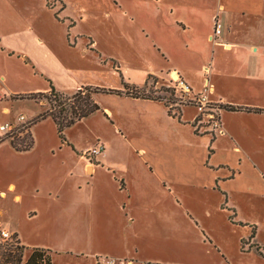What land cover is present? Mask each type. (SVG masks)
Returning a JSON list of instances; mask_svg holds the SVG:
<instances>
[{
	"label": "rangeland",
	"instance_id": "374dc122",
	"mask_svg": "<svg viewBox=\"0 0 264 264\" xmlns=\"http://www.w3.org/2000/svg\"><path fill=\"white\" fill-rule=\"evenodd\" d=\"M152 16L140 0H0V74L5 76V82L0 81V95H7L10 89L15 96L35 93L44 87L49 89L50 84L57 91H68L73 85L93 86L100 89L94 95L97 103L102 100L104 105L119 109L122 104L109 95L113 93L104 90L118 89L114 86L122 90L128 82L135 85L133 81L143 80L147 87L135 86L153 93L152 81H163V76L170 72L171 62L181 54L166 61L157 52L152 41L155 22ZM202 16L205 22L207 16ZM246 23L243 21L241 25ZM190 39L199 49L200 60L197 62L195 53L183 55L193 59L187 70L188 80L200 84L208 79L216 92L226 97L234 96L235 84L247 81L245 78L258 68L253 58L243 60L238 66L228 51L224 52L228 48H223L221 43L206 42L204 35L193 33ZM219 39L226 43L223 35ZM203 66H208V71ZM6 98L0 102V124L9 116L2 111L3 104L10 107L11 115H23L30 124L26 132L18 128L13 137L0 139V190L6 192L5 197L0 196L2 220L15 227L22 243L45 250L52 264H97L103 257L121 254L115 241L118 229L105 231L90 221L91 216H110L112 209L103 206L102 191L111 195L114 188L107 175L90 178L87 166L95 165L94 157L100 153L90 151L102 146L108 150L107 162L113 169L127 167L133 157L137 158L130 144L118 134L106 112L89 114L64 128L60 137L49 116L36 120L42 111L57 110L53 100L8 95ZM14 99H32L37 104ZM171 109L169 115L175 118L182 111L181 120L191 121L198 114L193 105ZM166 110L169 111L167 107ZM225 110L224 106L219 111L220 122L223 125L224 118L230 128L227 132H232L234 139L228 133L220 135L212 129L196 128L190 121L191 126L185 131L203 136L209 149L231 153L237 140L264 171V133L257 134L264 123H254L246 114ZM34 111L39 112L30 118L28 114ZM146 121L154 131L152 134L159 135L165 130L154 119L147 117ZM132 122L136 125L126 130L129 136L150 134L135 119ZM10 141H15L18 147L30 141L31 145L27 150L17 151ZM247 170L248 167L240 183L247 181ZM229 177L232 178V172ZM10 183L15 184V190L7 187ZM238 183L229 179L224 182L227 189L189 191L184 199L187 213L175 208L179 225L174 231L151 232L150 247L158 258L171 264H257L255 246L242 247L240 241H248L254 231L256 242L264 245V186L258 185L250 193L236 189ZM17 192L21 193L19 201L12 199ZM204 207L212 211L210 217H201ZM0 226L4 227L1 223ZM10 235L12 241L17 239ZM165 238L170 240L165 242ZM250 245H254L253 241Z\"/></svg>",
	"mask_w": 264,
	"mask_h": 264
},
{
	"label": "crops",
	"instance_id": "0c3cea01",
	"mask_svg": "<svg viewBox=\"0 0 264 264\" xmlns=\"http://www.w3.org/2000/svg\"><path fill=\"white\" fill-rule=\"evenodd\" d=\"M140 3L144 9L153 14L152 18L155 22L152 41L157 47V52L161 53L166 61H169L172 55L181 54L177 60L174 58L175 61L171 62L168 71H178L193 91H200L204 81H200L199 84L198 81L188 80L187 70L193 59L190 60L183 55L187 54L186 52L195 53V58L199 62V49L190 37L196 33L204 35L206 42L211 41L213 17L217 15L222 22V28H224L220 35H223L225 42L229 45L228 49H223L224 52L228 51V55L238 66L243 63V60L253 58L258 68L245 78L247 81H240L235 84V95L232 97L236 98H230L231 95L226 97L220 91L216 92L215 85H212L210 98L222 100L225 105L231 104L243 108L264 110V0H212V2L208 0H140ZM202 15L207 16L206 26ZM243 21H247L244 26L241 25ZM236 32L239 33L237 37H234ZM147 34L150 35L148 31ZM35 39L34 41H39V38ZM232 40L235 42H231ZM22 53L25 55L26 52ZM163 77V81H152L150 86L153 87V94H155L156 87L166 83L165 80L168 76ZM249 79L250 81H248ZM0 81L5 82L3 74H0ZM133 82L135 85L147 87L146 81ZM128 84L133 85L132 82H128ZM79 87L73 85L68 91H59L71 94ZM114 87L121 89L120 86ZM39 90L45 92L48 88L44 87L34 92H39ZM146 90L144 91L146 92ZM10 91L13 90L10 89L7 92L9 98L13 95V92ZM148 91L152 92L150 89ZM7 95H0V102L7 100ZM109 95H114L122 106L115 109L104 105L102 100H99L98 104L101 109L98 111L107 113L118 134L126 139V143L130 144V149L137 158L133 157L125 168L113 169L107 162L109 153H107L108 150L105 151L104 147L102 153L100 152L97 157H94L97 161L96 164L87 166L90 178L107 175V181L114 188L111 195L102 191L103 206L107 205L108 208L112 209L109 212L110 216L108 218L91 216L90 221L94 225L97 223L98 227L105 231L113 227L118 229L115 241L119 243L121 254H116L115 257L131 258L133 264H171L167 263L164 258H158L157 252L152 250L150 235L153 230L174 231L179 225L175 219L176 209L178 208L183 213L187 210L184 204L187 193L194 190L227 189L224 182L229 179L239 182L236 189L252 193L256 191V186H264V171L258 168L255 158L237 140V144L231 148L233 154L229 150L209 149L203 136L194 134L188 129L187 132L185 131L191 125H189L190 120H181V110L180 117L175 118L169 115L165 105L157 99L133 97L127 94ZM14 100H31L36 103L32 99ZM1 108L6 115H9L4 123H16L18 114L11 115V109L7 104H3ZM38 112L34 111L28 115L32 118ZM225 112L246 114L253 119L254 123H264V111L226 109ZM147 117L162 124L165 129L162 134H152L154 131L151 129V125L147 123ZM132 119L141 124L144 131L146 128L150 134L129 136L126 130L130 126H134L135 123L132 122ZM222 119L225 134L228 133L234 139V134L227 132L230 131V128L226 125L224 118ZM261 129L264 131V128ZM261 131L258 130L257 134L264 133ZM181 133H183V137L180 136ZM253 133L256 135L255 132ZM104 161L107 164H104ZM246 167H248V174H246L248 179L240 183V180L245 177ZM230 172H232V178L229 177ZM7 187L11 191L16 188L13 183ZM5 195L6 192L0 190L1 198ZM12 199L19 201L21 193H14ZM0 211L1 225L6 227L11 234H15L20 243L25 245L19 239L15 227L2 220L1 208ZM201 214L203 218L210 217L212 211L208 207H204ZM199 223L203 225L202 221ZM169 240L170 238H165V242ZM251 241L254 245H250ZM245 246L249 248L257 246L259 252L257 255L255 254V261L257 264L264 263V245L257 243L255 236L246 241ZM28 247L38 246L32 244ZM164 250L167 251V249ZM249 251L250 249L244 253ZM92 253L95 254V252Z\"/></svg>",
	"mask_w": 264,
	"mask_h": 264
},
{
	"label": "trees",
	"instance_id": "16d2710c",
	"mask_svg": "<svg viewBox=\"0 0 264 264\" xmlns=\"http://www.w3.org/2000/svg\"><path fill=\"white\" fill-rule=\"evenodd\" d=\"M125 90L118 89H108L103 92L113 93V94H127L133 97H143V98H152L161 100L153 93L144 90H140L135 85H129L128 83L124 84ZM103 90V89H102ZM100 91V89L93 86H81L76 89L71 95H64L63 92L57 91L51 84L47 91L45 92H35L29 94H19L13 95L14 98H45L49 102L53 100L55 103L54 108H57L56 111H42L37 115L36 120L43 119L49 116L53 123L56 126L57 132L62 137V131L64 128L70 126L71 124L79 121L82 118H85L89 114L98 111L101 109L99 104L94 99V94ZM166 106V105H165ZM227 110H245V111H264L257 108H243L233 105H225ZM169 113V112H168ZM9 137V136H7ZM19 142V139H18ZM12 147L17 151L27 150L31 141L27 144H24L23 147H18L15 141H10ZM23 144V143H22ZM15 235V234H14ZM16 236V235H15ZM254 237V231L248 237V240ZM242 247L246 244V240H241ZM28 250V253H25ZM255 250L259 252L257 246ZM0 264H51L50 258L45 254V251L42 248L38 247H28L20 243L18 238L15 241L3 240L0 239Z\"/></svg>",
	"mask_w": 264,
	"mask_h": 264
},
{
	"label": "built area",
	"instance_id": "2783aa9c",
	"mask_svg": "<svg viewBox=\"0 0 264 264\" xmlns=\"http://www.w3.org/2000/svg\"><path fill=\"white\" fill-rule=\"evenodd\" d=\"M221 31L222 22L219 17L215 15L213 17V32L210 36V40L215 43H221L225 48H229L228 44L223 43V41L219 39ZM208 68V66H205L204 70L208 71ZM167 79L168 81H166V83L162 84L160 87H156L155 93L156 96L164 102L170 114L172 110L171 108L193 105L198 111V114H196L191 121L194 127L212 129L220 135L225 133L222 123L220 122L219 113V111L224 108L225 104L220 100H212L210 98L213 86L208 79L204 81V87L200 91H193L178 71H170ZM28 124H30V122L25 120L23 115L18 116L16 123L6 122L0 124V139L2 136L13 137V134L18 128H24L25 130L23 131L26 132V126ZM101 150L102 146H97L90 152L99 153ZM0 239L11 240L10 232L1 226ZM45 254L48 255L46 251ZM97 264H133V259L103 257L97 262Z\"/></svg>",
	"mask_w": 264,
	"mask_h": 264
}]
</instances>
